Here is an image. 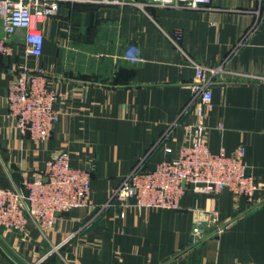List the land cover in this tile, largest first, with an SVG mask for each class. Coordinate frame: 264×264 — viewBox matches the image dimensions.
I'll return each instance as SVG.
<instances>
[{
    "label": "crops",
    "instance_id": "crops-1",
    "mask_svg": "<svg viewBox=\"0 0 264 264\" xmlns=\"http://www.w3.org/2000/svg\"><path fill=\"white\" fill-rule=\"evenodd\" d=\"M121 1H64L41 26V57L24 58L21 30L12 55L0 57V188L25 191L67 150L72 167L92 174L93 205L58 216L46 233L33 222L24 233L0 229V264H264V85L229 73L264 76V0H212L209 10ZM176 32L190 57L228 71L212 87L205 140L215 154L244 149L262 190L249 201L191 187L178 209L114 201L100 211L138 162L154 170L176 159L199 123L197 104L184 113L195 71L171 41ZM24 63L43 69L59 94L47 141L23 135L10 115L7 94ZM199 223L206 236L194 244Z\"/></svg>",
    "mask_w": 264,
    "mask_h": 264
},
{
    "label": "built area",
    "instance_id": "built-area-1",
    "mask_svg": "<svg viewBox=\"0 0 264 264\" xmlns=\"http://www.w3.org/2000/svg\"><path fill=\"white\" fill-rule=\"evenodd\" d=\"M68 0H0V57L13 53L12 40L16 33L24 31V58H39L43 55L44 33L42 24L56 16L61 3ZM92 4H122L121 0H78ZM212 0H146L139 5L165 8H188L209 10ZM171 41L182 52L195 71L192 85L193 97L186 106L187 113L197 104L199 123L189 142L182 146L176 159L165 160L154 170L145 167L141 160L125 176L113 191L108 203L100 211L116 201L122 206H134L139 211L148 208L178 209L181 198L194 185L203 192L230 190L236 196L253 201L262 187L247 174L245 150L231 155L224 150L212 153L206 143L207 111L213 105L212 87L218 76L228 73L224 64L207 66L190 57L179 45L181 34L174 33ZM242 44V43H241ZM124 58L138 63L136 53L127 52ZM246 82L264 85V76L235 74ZM10 115L23 135L35 141H47L53 136L60 118L57 109L59 94L48 87L43 69H32L27 63L17 71V78L7 94ZM169 135L166 134V136ZM70 153L61 151L46 166L43 174H37L26 190L0 188V229L24 233L33 222L41 232L50 231L58 216L75 208L93 207L90 199L92 174L89 170L74 168ZM194 244L206 236L202 224L193 230Z\"/></svg>",
    "mask_w": 264,
    "mask_h": 264
},
{
    "label": "water",
    "instance_id": "water-1",
    "mask_svg": "<svg viewBox=\"0 0 264 264\" xmlns=\"http://www.w3.org/2000/svg\"><path fill=\"white\" fill-rule=\"evenodd\" d=\"M192 188H194L195 186L194 185H191Z\"/></svg>",
    "mask_w": 264,
    "mask_h": 264
}]
</instances>
